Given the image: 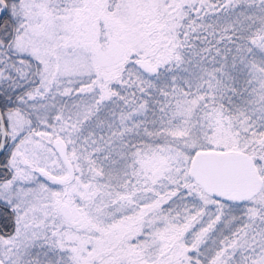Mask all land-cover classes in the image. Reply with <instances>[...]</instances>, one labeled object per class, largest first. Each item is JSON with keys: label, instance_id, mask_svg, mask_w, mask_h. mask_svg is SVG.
<instances>
[{"label": "snow or ice", "instance_id": "obj_1", "mask_svg": "<svg viewBox=\"0 0 264 264\" xmlns=\"http://www.w3.org/2000/svg\"><path fill=\"white\" fill-rule=\"evenodd\" d=\"M0 264H264V0H0Z\"/></svg>", "mask_w": 264, "mask_h": 264}]
</instances>
